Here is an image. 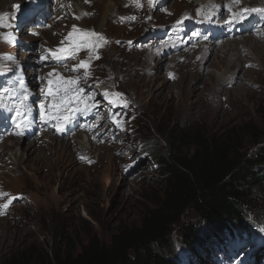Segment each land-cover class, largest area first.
<instances>
[{"label":"rangeland","instance_id":"1","mask_svg":"<svg viewBox=\"0 0 264 264\" xmlns=\"http://www.w3.org/2000/svg\"><path fill=\"white\" fill-rule=\"evenodd\" d=\"M74 1H81L80 4L87 11H83L81 15L76 14L73 10ZM142 1V7H138L134 2L123 6L118 0H106L103 5L105 11L101 13L100 0H68V3L63 0L57 4L54 0H47L52 6L49 8V18L43 22L39 21L36 15L43 11L44 5H38L42 0H0V16L4 18V25H8H0V69L13 75L23 70V83L30 93L29 99L40 88L42 81L39 77H44L46 72L53 69L64 70L57 67L58 63L41 60V57L48 55L49 49L68 47L69 42L65 37L72 31L73 25H77L81 29L101 33L107 40H114V44L105 51L104 59L98 66L92 65L91 70L98 72L108 82L111 91L121 92L124 100L128 102L127 107L121 101L120 108H116L114 104H109L103 95H99L96 101L98 109H103L104 117L97 114L100 118L93 121L84 117L87 122L78 116L74 117L73 122L77 117L80 124L92 127L93 132L99 135L96 139H86L80 133L70 132L69 125L64 134L58 132L53 126L56 124L54 120L50 123L52 128L49 135L37 137L36 114L34 106L31 105L29 106L32 110L27 114V119L32 120L29 126L32 131L30 137L23 133L21 140L13 142L9 139L16 138L1 137L0 121V192L9 194L5 197L6 203L11 197H17L9 205L10 211L8 207L0 213V237H7L8 240L0 249V264H12L10 259L13 256L30 251L34 257H28L29 262L34 264L41 256L49 255L51 258L57 250L80 251L81 246L87 245L94 237L109 244L121 228L140 227L148 210L155 208L152 200L154 197L159 198L164 190L165 181L159 156L171 152L172 137L179 132L185 134L201 131L215 135L236 128L240 142L251 155L264 147V71L246 72L253 68L248 66L254 65L253 58L246 59L241 56V53L253 54L248 48L250 44L247 47L231 45L233 49H228L225 58L224 55H213L206 46L208 49L204 53L206 52L209 60L206 65L209 68L216 64L219 66L217 71L213 73L210 67L203 76L200 74L203 71L198 66L184 64L178 71L180 78L176 83L171 78L168 79L169 67H166V72H158L157 69L153 72L146 70L142 72V76L131 71L135 70L134 64L146 69L157 64L148 57V50L137 47L128 50L125 47V40L142 41L151 38L149 35L152 27L164 26L165 31H160L163 38L158 41L160 46L179 45L178 48L170 50L165 59H172L182 51L188 50L195 55L196 48L191 46L201 44L205 36H202L199 42L190 39L188 43H182L180 40L165 39L164 35L168 36L169 31L166 30L169 28L172 32L170 39H178L176 33L181 27L169 26L188 13L196 15V10L201 4L211 2L213 5L215 0H155L154 6L150 5L148 0ZM110 2L118 4L119 7L113 8L108 17L107 6ZM62 3H65V8H61ZM15 5L20 7L16 8ZM246 5L247 2L242 4ZM232 6L233 11H236L238 5ZM134 7L142 10L155 9L158 13H164H160L161 16L154 14L150 20L146 19L147 26L141 30L131 26L137 17L134 20L129 18L128 21L129 10ZM218 8L229 13L228 8L223 5ZM84 12L88 15H84ZM121 16L126 19L122 20ZM258 23L254 24L258 37L252 38L256 41L264 39V29L260 33L256 25ZM8 28L16 35L15 39L12 40L6 33ZM179 35L184 36V31H179ZM187 37L186 34L183 41H186ZM61 41H64L63 45ZM118 41H121V44H118ZM153 41L154 39L151 44ZM253 46L255 47V43ZM256 46L264 57V45ZM159 49L154 48V52L149 53L162 59L163 55H160ZM143 50L147 53L142 52ZM230 50L242 51L237 61V64L240 63L239 71H230L226 66L220 65L222 59V62L229 64L237 58L233 57ZM87 54V50H81L77 56L84 57ZM9 56L13 59H6ZM146 65L149 67H145ZM117 71L122 73L123 77ZM235 72L236 77H247L254 83L250 89L235 88L229 91L228 88L233 86L234 79L222 84L223 76L225 78ZM150 74L155 77L147 79L146 75ZM197 74L200 75L198 78ZM18 80H21L20 77ZM87 86L91 88L90 92L95 88H104L94 83H87ZM4 89L6 88L0 87V93ZM37 96L40 102L43 96L40 93ZM219 98L224 100L220 104ZM5 102L11 103L7 99ZM108 106L115 107V111L107 110ZM45 137L53 139H47L45 144H41L40 138L46 140ZM96 141H100V144H92ZM112 141L115 142L114 146L111 145ZM11 143L19 144L18 148H38L47 144L59 148L58 153L41 151L42 156H39V150L31 151L27 159L28 155L17 153V149L12 155ZM148 144H153L154 149H148ZM84 153L89 154L93 165L84 163L80 156ZM187 153L193 154L194 151L191 148ZM51 175H54L55 179L47 177ZM263 193L264 184L254 189L251 196L252 208L245 203L246 220L250 219L257 226L258 220L264 219L259 218L264 216ZM18 196L23 199L18 201ZM183 222L200 223L191 213L185 216ZM200 224V233L202 231L204 235L208 234L209 228ZM181 227L180 224L174 230L173 244L175 260L179 264H196L198 261L201 264H264V242L255 243L261 236L264 238L263 229L258 240L254 237L245 241L232 238L225 244L215 237L202 235L204 241L201 244L188 247L182 243ZM192 248L195 250L192 251Z\"/></svg>","mask_w":264,"mask_h":264},{"label":"trees","instance_id":"2","mask_svg":"<svg viewBox=\"0 0 264 264\" xmlns=\"http://www.w3.org/2000/svg\"><path fill=\"white\" fill-rule=\"evenodd\" d=\"M171 145L169 154L159 156L164 190L152 200L155 208L148 210L140 227L121 228L109 244L94 237L80 251L57 250L34 264H179L173 244L180 224L182 243L188 247L204 241L200 223L209 228L207 237L258 238L264 219L258 220L259 226L247 221L245 203L252 208L253 191L264 184V147L251 155L236 128L215 135L179 132ZM147 147L154 149L153 144ZM191 148L194 153H187ZM188 213L200 223L183 222ZM30 256L31 251L24 252L10 261L31 264Z\"/></svg>","mask_w":264,"mask_h":264},{"label":"bare ground","instance_id":"3","mask_svg":"<svg viewBox=\"0 0 264 264\" xmlns=\"http://www.w3.org/2000/svg\"><path fill=\"white\" fill-rule=\"evenodd\" d=\"M105 1L106 0H100V3H101L100 4V12L101 13H103V10L105 11V9H103V5L105 4ZM118 1H119V4H121L123 6L127 5L129 2H133V0H118ZM80 2L81 1H74V3H73V5H74L73 10L78 15H81V13L83 11H87V9L84 6H82L80 4ZM139 2H140V4L143 5V1L142 0H139ZM196 2H199V0L196 1ZM201 2L203 3V1H201ZM244 2H247V5L246 6H242V4ZM232 4H236L234 2V0H215L213 5L211 4V2L210 3H206L205 5H207V6H216V7L223 5L224 7L228 8V6L229 5H232ZM236 5H238L236 11H238L239 9H243V8H249V9H251V8H262V7H264V0H240V3L239 4H236ZM107 7H108L107 14H108V17H109V13L112 11V9L115 8V7H119V5L118 4H115V3L113 4V3L110 2ZM145 8H147V5H145ZM134 13H136V14H134ZM160 13H164V11L158 13L157 10H155V9L154 10H151V9L148 8V9L142 10V9L137 8V7H134V8H132V9L129 10V14L130 15H128L127 17H128V21H129V18H131V17H137L135 23H132L131 26L132 27H136V28H140L142 30V29H144L147 26L146 19H149V17L152 18L154 14H156L157 16H161ZM220 14L224 18V21L227 20L229 18V16H230L229 13L225 12L222 9H220ZM224 21L217 28V31L216 32H212L209 35H205L207 37V39L203 38V41H202L201 44H198V45L197 44H194V45L191 46V48H196L195 51H194L195 55H193V53L191 52V50L182 51L179 55L173 57L172 59L171 58L165 59L164 57L167 56V54H168V52L170 50H173L174 48L175 49L178 48L179 45L173 46V44H172L169 47L160 46L159 43H158V41L163 38V35L160 34V31H165L164 30V26L152 27L151 28L152 31H151V33H150L149 36L151 38H153L154 41L151 44V47L155 48L156 50H157V48H160L159 49V52H160V54L163 55L162 56V59L163 60L160 57H156L155 58L153 55L147 53L146 51H142V52H146L148 54V57L152 61L156 62L157 64L154 65V67L153 68H150V69H146L144 67L140 68V67L136 66V64H134L135 65V67H134L135 70H131V69H129V70H131L133 73H136V74H139V75L142 76L143 75L142 74L143 71L148 70L150 72H153L155 69H157L158 72H161V71L166 72L167 68L169 67V69H168L169 72L167 71L168 72V79L171 78L172 81L175 82V81H177L180 78V73H178V71L181 68V66H183L184 64L190 63V65L198 66L200 69H202L203 72L200 73V74H203V76H204V73H206L207 70L210 69V67H211V70H213V73H215L217 71V68L219 67L216 64H212L208 68V65H206L209 62V60L207 59V54H205L206 52L204 53V51H207V49H208V48H205L206 46L209 47V51H211V53L213 55H215V56H220V55L223 56L224 55L223 57L225 58L228 55V49L231 47V45H233V44H239V45H244V47H247V45L250 44L248 46V48H249V51L251 53H253L252 55L251 54H249V55L248 54L243 55L241 53L242 51H240V50H239L240 52H236V50L235 51L234 50H232V51L230 50L232 52L233 57L234 56H237V58L234 59L232 61V63H229V64L226 63V62H222V61H224V59H222V61H220L221 62L220 65L221 66L222 65L223 66H226L230 71H234V70L235 71H237V70L239 71L240 63L237 64V61H238V57L240 56V53H241V56L242 57L243 56L246 57V59L253 58V64L254 65H248L250 68L251 67H253V68H251L250 70H248L246 72H249V73L263 72L264 71V63H263L264 57L262 56V54L260 53V51L257 50L258 46H256V45L257 44L259 46L260 45H264V39H261L260 41H256V40H253L252 38H257L258 37V34H256L255 33V30H254V27H255L254 24L256 22H259L258 28H259V32L260 33L264 29V13H251V14H248L246 16V18L243 20L242 23L235 24V25H233L231 27L228 26L227 24H225ZM253 43H255V47L253 46ZM216 48H219V49L216 50ZM215 50H216V52H215ZM257 51H259V52H257ZM101 56L102 57L104 56V51H101ZM100 61H101V59L99 61H96V63H94L93 66H98V63ZM126 61L129 62V60H126ZM152 61H150V62H152ZM147 64H148V62H147ZM162 65H163L164 68H162ZM145 67H149V66L146 65ZM249 67H246V68L249 69ZM52 71L53 70H51L49 72H52ZM56 71L59 72V73H61L65 78H75L77 75H82L84 69H80L79 73L70 72V71H68V69H65V68H64V70H61V71L60 70H56ZM49 72H46V73L48 74ZM118 73L123 77L122 73H120V72H118ZM225 73H226V71H225ZM227 73H229V72H227ZM236 73L237 72L232 73V74H229L227 76L225 75L226 76L225 78L223 76V78L221 80L223 82L222 84H224V81L226 82V81H230L231 79H234L233 86L228 88L229 91L234 90L235 88H241V89H245L246 88L247 90L250 89L251 88V84L253 85L254 83H251L252 81L250 79H248L247 77H240V75L238 77H236L237 76ZM240 73L241 72H239V74ZM216 74H218V73H216ZM216 74H215V76H216ZM146 76H148L147 79H151L152 77H155V76H153L151 74L150 75H146ZM199 76L200 75L197 74V77L196 78H198ZM203 78H205V77H203ZM80 84H81L82 87H84L85 91H89L91 89V88H89L87 86V84L86 85H83L82 84V80L80 81ZM89 84H91V83H89ZM40 94H42V96H44V92L43 91ZM181 94H184V93H181ZM219 94H220V96L222 95L221 93H219ZM83 95L86 96L87 94L86 93H83ZM223 101H222L221 98H219V104L222 103ZM91 103H96L97 106L94 109L98 110L97 101L95 100V101H93ZM114 106H116V108H120L119 107L120 106L119 104H114ZM95 114H97V113H95ZM198 115H200V114H198ZM83 126H85V124H80V119L76 117V121H74L71 124H69L68 129H69L70 132L74 131L75 133H80V131H81V129H82ZM4 128H5V126H2L1 129H4ZM37 132H38L37 137H44L45 135H49L48 132H45L44 133V132H42V130H39ZM31 135L32 134L30 133L28 136L30 137ZM14 138H16V139H9V140H12V142H13V140H18V141L21 140L20 137H14ZM40 139H41L40 141L42 142L41 144H43L44 142H47V139H53V138L52 137H47L46 140H42V138H40ZM4 144H5V140H4ZM18 145L19 144H17V143H11V145H10V152L13 155V153L16 152L15 149H17V153L18 152L21 153V154L26 153L28 155V158L27 159H29V153L31 151L34 152V151L39 150L37 152L39 153V156H42L41 151H45L46 150V151L49 152V154H50V152H55V151H56V153H58V149L57 148H59V146H56L55 148H53L52 146H48V144H47V146L46 145H41L38 148L37 147H29V148L19 147L18 148ZM0 147H1V144H0ZM82 156L88 157L89 154L84 153V154H82ZM92 162L93 161H91L90 158H89L88 163H90V165H93ZM47 177L52 178V180L55 179V176L54 175L47 176ZM46 180H47V178H46ZM222 239L224 240L225 237H222ZM217 240H219V239H217ZM223 240H220V241H223ZM7 241H8L7 240V237H0V249L5 246V244L7 243Z\"/></svg>","mask_w":264,"mask_h":264},{"label":"snow or ice","instance_id":"4","mask_svg":"<svg viewBox=\"0 0 264 264\" xmlns=\"http://www.w3.org/2000/svg\"><path fill=\"white\" fill-rule=\"evenodd\" d=\"M138 7H142L139 0H133ZM236 4L240 3V0H234ZM150 5L155 4V0H148ZM14 7L19 8V5ZM210 9L214 10L215 6H209ZM228 12L231 13L229 18L224 21L228 26L242 23L248 14L251 13H264V8H243L238 11H233V6H228ZM200 10H198L199 12ZM88 15V13H84ZM79 19V17H76ZM204 18L211 20L213 19L212 11L204 13ZM126 19L124 17L121 18ZM130 19H136L131 17ZM151 19V17H149ZM4 18L0 16V25H4ZM183 20L177 21V25H181ZM199 35V34H196ZM207 39V37H204ZM65 40L69 42L68 47H57L56 49H49L48 55L41 57V60H51L58 63L61 67H66L65 61L69 58L75 59L77 53L81 50H87L89 54L88 60L79 61L68 71L73 73H79L80 69H84L82 75H77L75 78H65L61 73L53 69L52 72L48 73V78L39 77L41 81H45V87L41 89L44 92L43 99L39 102V118L44 122L56 121L53 125L56 127L58 132L63 133L67 126L73 122L76 114H85L95 108L96 103H90L93 100L92 96H84V87L81 86L80 81L87 82L90 78L91 73L88 70L90 67L93 56L95 59H99L98 49L102 48L108 43L107 39L101 33H97L94 30L81 29L76 25H73L72 31L68 33ZM64 44V41H61ZM8 60H12V57H6ZM54 77V78H53ZM30 93L28 92L23 81H18V87L13 90L4 89L0 93V108L6 109L10 112H14L13 121L17 129L16 135L23 134V130L29 127L32 120L27 119V114L31 112V107L26 103L29 100ZM103 97L108 100L109 104H119L121 101L124 102V106H128V102L124 100L123 94L109 93L105 90L102 93ZM6 99L11 103H6ZM0 196L8 197L7 192H0ZM17 197H11L8 202L3 205V208L7 209L13 200Z\"/></svg>","mask_w":264,"mask_h":264},{"label":"clouds","instance_id":"5","mask_svg":"<svg viewBox=\"0 0 264 264\" xmlns=\"http://www.w3.org/2000/svg\"><path fill=\"white\" fill-rule=\"evenodd\" d=\"M118 44L120 43L121 44V42H117ZM112 45H109L108 47H107V49L105 50V51H107L108 50V48L109 47H111ZM127 48V47H126ZM128 49V48H127ZM128 50H133V49H128ZM105 51H104V53H105ZM104 57L105 56H103L102 58H101V60L102 59H104ZM96 77H98V78H100L102 81H105V83H108L103 77H101L99 74H98V72L96 73V75L93 73V78L92 79H89V83H94V78H96ZM109 85V84H108ZM116 92H118V91H116ZM38 93H41V90H40V88L34 93V95L30 98V100H29V102L30 103H32V105L34 106L33 108L35 109V114H36V117H35V120H37V119H39V122H36V124H37V129H38V131L39 130H42V132H50L51 131V129H45L44 128V126L45 125H47L48 123L47 122H44V121H41L40 120V118H39V99H38V96H37V94ZM119 93H121V92H119ZM115 107H113L112 108V110L111 111H115ZM90 121H93L94 119H96L95 117H92V116H89V117H87ZM84 122H87V120L86 119H84ZM49 125V124H48ZM80 134L84 137H86V139L87 138H90V137H93V138H97L99 135L96 133V132H93V129H92V127H89V126H83L82 127V129H81V131H80ZM102 135H103V133H102ZM92 144H100V141H96V142H94V143H92ZM111 145H115V142H111ZM81 157H85V156H82V155H80ZM85 164H86V162H84Z\"/></svg>","mask_w":264,"mask_h":264}]
</instances>
